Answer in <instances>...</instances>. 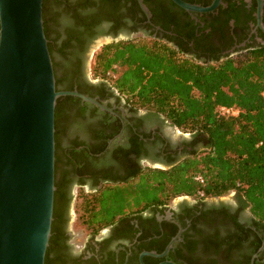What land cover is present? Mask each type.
Segmentation results:
<instances>
[{
  "label": "flooded vegetation",
  "instance_id": "flooded-vegetation-1",
  "mask_svg": "<svg viewBox=\"0 0 264 264\" xmlns=\"http://www.w3.org/2000/svg\"><path fill=\"white\" fill-rule=\"evenodd\" d=\"M182 1L206 7L213 0ZM119 4V16L91 27L102 30L100 36L90 38L88 30L84 41L67 45L62 34L52 33L57 89L107 110L64 96L53 111L54 191L43 264H264V224L254 223L234 192L179 195L137 207L123 200L118 213L103 211L112 215L96 229L103 218L98 200L106 193L136 188L149 170H167L202 145L93 77L91 44L101 37L110 39L106 44L155 41L205 66L264 47V0H219L207 13H187L170 0H141L146 14L137 0ZM74 224L82 240L71 232Z\"/></svg>",
  "mask_w": 264,
  "mask_h": 264
},
{
  "label": "trees",
  "instance_id": "trees-1",
  "mask_svg": "<svg viewBox=\"0 0 264 264\" xmlns=\"http://www.w3.org/2000/svg\"><path fill=\"white\" fill-rule=\"evenodd\" d=\"M119 2L42 0L49 56L55 46L52 33L62 34L67 45L84 41L88 30L90 38L100 36L102 30H94L120 15ZM52 71L59 91L55 64ZM92 75L108 82L128 104L153 111L202 145L167 170H149L136 188L106 193L98 200L103 218L96 221L97 230L112 215L104 216L103 211L118 213L123 200L131 199L137 207L197 193L218 197L234 192L254 223L264 224V47L205 66L155 41H119L94 53ZM221 106L238 113L222 116Z\"/></svg>",
  "mask_w": 264,
  "mask_h": 264
},
{
  "label": "water",
  "instance_id": "water-1",
  "mask_svg": "<svg viewBox=\"0 0 264 264\" xmlns=\"http://www.w3.org/2000/svg\"><path fill=\"white\" fill-rule=\"evenodd\" d=\"M170 1L187 13L211 12L219 3ZM41 3L0 0V264H43L52 220L56 99L72 96L107 110L75 91H55Z\"/></svg>",
  "mask_w": 264,
  "mask_h": 264
},
{
  "label": "rangeland",
  "instance_id": "rangeland-1",
  "mask_svg": "<svg viewBox=\"0 0 264 264\" xmlns=\"http://www.w3.org/2000/svg\"><path fill=\"white\" fill-rule=\"evenodd\" d=\"M99 45H100V44H96V43L94 42V43L91 44V46H90L89 49H90V50H95V51H97L98 48H99ZM226 198H228V197H226ZM70 230H71L72 233L77 234V235L79 236V240H80V238H81V240H82V233H83V231L79 228L78 225H75V224H74L73 226L70 225Z\"/></svg>",
  "mask_w": 264,
  "mask_h": 264
},
{
  "label": "built area",
  "instance_id": "built-area-1",
  "mask_svg": "<svg viewBox=\"0 0 264 264\" xmlns=\"http://www.w3.org/2000/svg\"><path fill=\"white\" fill-rule=\"evenodd\" d=\"M218 113L222 116H236L238 111L233 108L221 106L218 108Z\"/></svg>",
  "mask_w": 264,
  "mask_h": 264
}]
</instances>
